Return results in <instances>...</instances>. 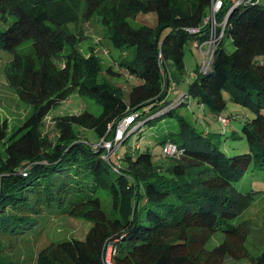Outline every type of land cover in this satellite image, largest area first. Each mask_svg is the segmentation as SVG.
I'll return each mask as SVG.
<instances>
[{
	"label": "trees",
	"instance_id": "1",
	"mask_svg": "<svg viewBox=\"0 0 264 264\" xmlns=\"http://www.w3.org/2000/svg\"><path fill=\"white\" fill-rule=\"evenodd\" d=\"M77 2L0 0V26L5 24L0 27V51L11 55L5 80L31 106L9 136L5 121H0V235L34 231L43 220L41 212H54L91 224L82 240L40 248L35 264H102L107 239H114L118 264H219L230 249L225 240L208 248L210 240L215 234L233 233L231 220L252 201L253 191L240 192L232 184L250 164L264 170V4L240 3L228 11L205 69L191 73L179 98L190 96L218 115L226 92L231 102L252 113L240 128L249 153L228 156L208 132L166 107L165 99V86L185 73L183 46L206 38L203 20L210 0H83L82 17L94 15L113 47L132 49V58L122 65L140 82L125 98L96 80L99 59L78 53L75 37L63 27ZM229 6L224 1L217 20ZM147 13L154 14L152 25L134 21ZM5 16L12 20L7 23ZM188 28L199 31L189 33ZM25 41L28 48L19 51ZM228 44L230 51L225 49ZM72 94L92 99L100 112L60 114L51 118L50 127L44 126L49 111ZM128 114L142 124L173 116L176 131L158 137L157 144L172 142L180 154L168 157L162 169L147 149L125 151L118 161L107 162L101 148L75 131L80 127L111 140L116 122ZM98 192L109 197L108 212ZM11 262L0 256V264ZM248 264H264V247L249 256Z\"/></svg>",
	"mask_w": 264,
	"mask_h": 264
},
{
	"label": "rangeland",
	"instance_id": "2",
	"mask_svg": "<svg viewBox=\"0 0 264 264\" xmlns=\"http://www.w3.org/2000/svg\"><path fill=\"white\" fill-rule=\"evenodd\" d=\"M77 1V7L70 10V13L66 15L68 19L64 22L63 27L75 37V48L78 53L84 57L92 53L99 59L100 70L95 74L96 80L105 82L125 98L128 89L140 82L130 76L122 65L132 58V49L129 47L121 49L113 47L107 39L106 28L100 25L94 15L86 18L82 17L83 0ZM260 2L264 4V0H260ZM65 7L63 5V8ZM153 18V13L138 14L134 21L152 25ZM5 19L9 23L12 17L5 16ZM4 26L5 24L1 23L0 27L4 28ZM29 44V41L23 42L18 50L22 51L28 48ZM225 49L230 51L232 46L228 44ZM204 50L205 46L202 51ZM10 58V53L4 50L0 51V121L4 120L6 123V136H9L14 129L20 126L31 112V106L19 100L6 83L4 70ZM255 58L257 61L262 60L260 56ZM181 61L185 73L178 82L172 80L165 86V99L169 101L166 107L171 106L169 109L174 108L173 112L185 118L195 129L208 132L225 155L249 153L240 128L244 121L253 116L252 113L248 109L231 102L226 92H222L225 106L219 111L218 115L212 113L206 105L196 103L190 96H184L179 100L180 96L185 93L186 79L189 80L191 73L201 66V54L191 42H187L183 46ZM57 64L61 65L59 62ZM172 82L174 87L170 89ZM182 100L184 104L179 102ZM178 103L180 104L174 107ZM82 110L97 115L101 108L92 99H84L72 94L68 99L49 111L48 116L43 120V124L50 127L52 117L60 114L77 113ZM157 114H160V111L151 114L147 118ZM218 116L225 117L227 123L222 124ZM139 122L140 124L134 122V124L120 126L122 137L115 150L118 160L125 151L147 149L151 155V160L157 166H160L159 169H162L167 163V158L171 156L160 155V145L157 144V138L166 132L176 131L175 118L163 115L155 119L152 124ZM75 131L80 139H85L89 144H93L92 146L101 148L103 150L102 158L106 155L102 141L110 140L98 139L88 129L75 127ZM104 160L109 162L108 158ZM111 160L114 161L113 155ZM232 185L240 192L253 191L252 201L245 210L231 220L235 224L234 232L231 234H215L210 240L211 244L208 245V248L212 244L225 240L230 252L221 258L219 264H248L249 256L256 254L264 247V170L253 168L250 164L241 177ZM98 196L102 209L108 212L111 206L109 197L104 192H98ZM41 214L44 215L43 220L40 221L34 231L23 235H0V256L11 260L10 264H35V255L40 248L50 242L71 238L82 240L91 224L88 220L79 216L44 211Z\"/></svg>",
	"mask_w": 264,
	"mask_h": 264
},
{
	"label": "built area",
	"instance_id": "3",
	"mask_svg": "<svg viewBox=\"0 0 264 264\" xmlns=\"http://www.w3.org/2000/svg\"><path fill=\"white\" fill-rule=\"evenodd\" d=\"M224 1L228 4H230L229 9L227 12L222 16L220 20H217L216 15L220 11V9L223 6ZM258 0H210L209 9L207 16L203 20V24L206 27L207 33L206 38L199 42L197 40L192 41L191 43L196 46L201 54V66L199 67V71L204 70L207 62L210 60L213 51L222 35V30L226 24V18L228 11L234 7L235 5H238L240 3H256ZM187 31L189 33H196L199 31L198 28H188ZM205 46V50H203ZM172 89L174 87V83L172 82L170 84ZM170 107V106H169ZM168 107V108H169ZM222 124L227 123V119L223 117H218ZM119 121L116 122L112 140L110 141H102V146L106 150V155L103 157L104 159L110 160L111 156H114V162L118 161V155L115 152L117 149V144L121 139L122 130H120V126H127L129 124H134L133 115L128 114L122 116ZM140 122L138 121V123ZM98 145V144H97ZM115 146V147H114ZM117 146V147H116ZM180 154L179 148L176 146V144L172 142H165L160 146V155L162 156H178ZM111 168L116 171L117 165L112 164ZM24 175V173H22ZM115 253V247H114V239H107L103 243L102 252H101V262L102 264H118L113 259V255Z\"/></svg>",
	"mask_w": 264,
	"mask_h": 264
}]
</instances>
